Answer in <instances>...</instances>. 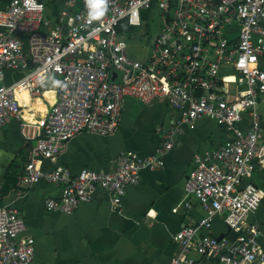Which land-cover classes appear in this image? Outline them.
I'll use <instances>...</instances> for the list:
<instances>
[{
	"label": "built area",
	"instance_id": "1",
	"mask_svg": "<svg viewBox=\"0 0 264 264\" xmlns=\"http://www.w3.org/2000/svg\"><path fill=\"white\" fill-rule=\"evenodd\" d=\"M50 1L10 0L0 8V139L1 130L17 120L25 141L34 143L22 186H62V196L45 206L64 214L102 189L120 213L141 171L163 169L178 136L210 119L228 139L194 155L181 205L190 207L194 197L205 214L175 235L170 264H197V257L214 264H264L257 248L262 225L251 220L264 196L252 182L257 168H264L258 109L264 104V0H65L54 16L48 14ZM93 4H99L95 19ZM154 12L162 28L150 46H139L140 59L131 53L137 45L124 37ZM22 83L32 98L55 92V103L34 122L24 117L16 97ZM126 97L146 105L166 102L175 111L172 126L157 129L162 141L154 154L124 153L111 171L86 169L75 177L66 167L41 168V159L57 158L81 133L113 135ZM2 189L0 182V197ZM217 218L234 240L211 234ZM26 229L17 211L0 205V264L33 263L35 240L24 236Z\"/></svg>",
	"mask_w": 264,
	"mask_h": 264
},
{
	"label": "crops",
	"instance_id": "2",
	"mask_svg": "<svg viewBox=\"0 0 264 264\" xmlns=\"http://www.w3.org/2000/svg\"><path fill=\"white\" fill-rule=\"evenodd\" d=\"M9 1L0 0V8L6 7ZM64 1H50L48 14L54 16ZM259 66L264 70V55ZM17 96L24 112L33 110V121L36 115H44L49 103L52 105L55 100L52 90L44 97L30 99L21 88ZM258 109L264 125V104ZM175 117V111L166 102L146 105L126 97L113 135L81 133L67 143L57 158L41 159L39 164L46 171L66 167L72 177L86 169L111 171L113 161L124 153L141 157L154 154L162 141L157 129L171 127ZM248 120L246 117L245 128ZM227 139L228 132L214 121L200 120L194 129H185L178 136L163 169L141 171L139 184L127 188L120 213L113 209L105 191L97 189L93 198L81 203L73 214H64L51 212L45 206L47 199L62 196V186L46 183L22 186L34 143L25 141L20 122L12 120L1 130L0 205L17 211L24 219L27 226L24 236L35 240L32 264H170L177 252L175 235L205 214L194 197L189 199L190 207L181 205L185 181L194 167V155L214 151ZM252 182L264 195V168H257ZM252 219L262 225L257 248L264 254V196ZM211 234L235 239V233L226 228L222 218L215 220ZM197 264H214V260L197 257Z\"/></svg>",
	"mask_w": 264,
	"mask_h": 264
},
{
	"label": "rangeland",
	"instance_id": "3",
	"mask_svg": "<svg viewBox=\"0 0 264 264\" xmlns=\"http://www.w3.org/2000/svg\"><path fill=\"white\" fill-rule=\"evenodd\" d=\"M142 21L143 26L141 28H135L131 33L127 34L126 37H124V39L127 40L130 45H137L136 47L131 48V53H138V58L140 59L144 56V51L141 50L139 46L143 48L150 46V40H152L162 28L161 19H159L156 12L147 14L146 16L143 15ZM132 34L135 37V40L133 39V43H131L132 40L129 41V39L132 38Z\"/></svg>",
	"mask_w": 264,
	"mask_h": 264
},
{
	"label": "bare ground",
	"instance_id": "4",
	"mask_svg": "<svg viewBox=\"0 0 264 264\" xmlns=\"http://www.w3.org/2000/svg\"><path fill=\"white\" fill-rule=\"evenodd\" d=\"M21 88L24 89L26 95L31 99L32 97L28 94V92L26 91V88H25L24 84L22 83V84L19 85V86L17 87V89H16V97H17V99L19 100V102H20V99H19V97L17 96V91H18V89H21ZM48 92H49V91H48ZM48 92H46L44 95H46ZM44 95H43L42 97H44ZM37 98H41V97H37ZM33 99H36V98H33ZM55 100H56V97H55ZM55 100H54V103H55ZM54 103H53V104H54ZM20 105H21V103H20ZM21 106H22V105H21ZM24 117H25L26 119L32 121V122L35 121V120L33 121V115L29 113V110H28L27 112H24Z\"/></svg>",
	"mask_w": 264,
	"mask_h": 264
},
{
	"label": "clouds",
	"instance_id": "5",
	"mask_svg": "<svg viewBox=\"0 0 264 264\" xmlns=\"http://www.w3.org/2000/svg\"><path fill=\"white\" fill-rule=\"evenodd\" d=\"M26 2H27V0H26ZM92 8L94 9V11L92 13H90L91 17L93 19L98 18L99 13L96 12L95 10L99 8V4H93Z\"/></svg>",
	"mask_w": 264,
	"mask_h": 264
},
{
	"label": "water",
	"instance_id": "6",
	"mask_svg": "<svg viewBox=\"0 0 264 264\" xmlns=\"http://www.w3.org/2000/svg\"><path fill=\"white\" fill-rule=\"evenodd\" d=\"M223 238H224L223 235H221V236L218 237L219 240H222Z\"/></svg>",
	"mask_w": 264,
	"mask_h": 264
},
{
	"label": "trees",
	"instance_id": "7",
	"mask_svg": "<svg viewBox=\"0 0 264 264\" xmlns=\"http://www.w3.org/2000/svg\"><path fill=\"white\" fill-rule=\"evenodd\" d=\"M130 30L133 31L134 29L131 28Z\"/></svg>",
	"mask_w": 264,
	"mask_h": 264
}]
</instances>
